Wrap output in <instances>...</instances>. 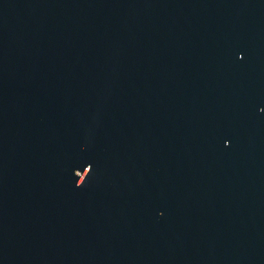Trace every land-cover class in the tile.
Returning a JSON list of instances; mask_svg holds the SVG:
<instances>
[{
  "label": "water",
  "instance_id": "1",
  "mask_svg": "<svg viewBox=\"0 0 264 264\" xmlns=\"http://www.w3.org/2000/svg\"><path fill=\"white\" fill-rule=\"evenodd\" d=\"M0 264H264V0H0Z\"/></svg>",
  "mask_w": 264,
  "mask_h": 264
}]
</instances>
